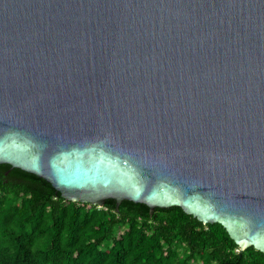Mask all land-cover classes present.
Segmentation results:
<instances>
[{
    "label": "water",
    "instance_id": "water-1",
    "mask_svg": "<svg viewBox=\"0 0 264 264\" xmlns=\"http://www.w3.org/2000/svg\"><path fill=\"white\" fill-rule=\"evenodd\" d=\"M0 162L264 251V0H0Z\"/></svg>",
    "mask_w": 264,
    "mask_h": 264
},
{
    "label": "trees",
    "instance_id": "trees-1",
    "mask_svg": "<svg viewBox=\"0 0 264 264\" xmlns=\"http://www.w3.org/2000/svg\"><path fill=\"white\" fill-rule=\"evenodd\" d=\"M0 264H264L219 221L180 205L65 199L49 181L0 162Z\"/></svg>",
    "mask_w": 264,
    "mask_h": 264
}]
</instances>
